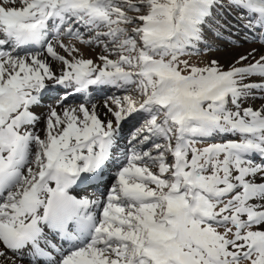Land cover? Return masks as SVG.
Instances as JSON below:
<instances>
[{
  "label": "snow or ice",
  "instance_id": "1",
  "mask_svg": "<svg viewBox=\"0 0 264 264\" xmlns=\"http://www.w3.org/2000/svg\"><path fill=\"white\" fill-rule=\"evenodd\" d=\"M0 264H264V0H0Z\"/></svg>",
  "mask_w": 264,
  "mask_h": 264
},
{
  "label": "rangeland",
  "instance_id": "2",
  "mask_svg": "<svg viewBox=\"0 0 264 264\" xmlns=\"http://www.w3.org/2000/svg\"><path fill=\"white\" fill-rule=\"evenodd\" d=\"M249 46H253V45H248V44L244 45V47H249ZM257 46H258V45H257ZM85 52L88 53V50H86ZM219 55H221V54H219ZM110 94H111V90H98V91H95V92L93 93V96H94L95 100H98V101L101 100V102H102L104 99L108 98V96H109ZM70 102H72V103H76V102H78V101H75L74 98H70ZM257 103H259V101H257ZM128 127H129L128 125L125 126L126 131H127V128H128ZM109 178H110V174H107V173H106V175H105V180L107 181ZM94 190H95V189L92 188V187H87V191H84L83 189H81V190H80V193L85 192L86 194H91Z\"/></svg>",
  "mask_w": 264,
  "mask_h": 264
},
{
  "label": "bare ground",
  "instance_id": "3",
  "mask_svg": "<svg viewBox=\"0 0 264 264\" xmlns=\"http://www.w3.org/2000/svg\"><path fill=\"white\" fill-rule=\"evenodd\" d=\"M250 47H258L257 45H253V46H249V47H244V48H242V49H239V51H243V50H245V49H247V48H250ZM86 51V50H85ZM86 54H88V53H86ZM230 55H231V53L230 52H228V53H223V54H221L220 55V58L222 59V60H224V59H228L229 57H230ZM75 99V98H74ZM75 101H78L77 99H75ZM96 101H98V100H96ZM99 102H101V100L99 101ZM102 103V102H101ZM80 190L81 189H77V191H79L80 192ZM86 193L85 192H83V193H81V195H85Z\"/></svg>",
  "mask_w": 264,
  "mask_h": 264
}]
</instances>
